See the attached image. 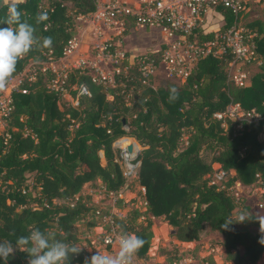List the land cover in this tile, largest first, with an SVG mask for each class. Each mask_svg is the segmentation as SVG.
Here are the masks:
<instances>
[{"label":"trees","instance_id":"obj_1","mask_svg":"<svg viewBox=\"0 0 264 264\" xmlns=\"http://www.w3.org/2000/svg\"><path fill=\"white\" fill-rule=\"evenodd\" d=\"M19 9L22 19L37 28L40 45L48 36L53 43L51 48L34 47L18 63L15 76L29 60L60 59L65 45L76 35V17L94 13L96 0H23ZM5 11L6 6L0 5V18ZM217 11L224 17L220 31L228 30L235 16L228 9ZM38 12H47L48 21L36 25ZM244 29L253 35L256 60L260 61L259 71L245 87L228 82V56L206 57L185 83H166L158 89L144 85L135 67L116 75L114 87L106 89L78 71L69 73L67 88L84 83L91 93L79 97L77 106L61 105L60 94L49 91L50 70L24 81L20 89L26 93L12 94L9 138L5 141L0 135V241L15 245L18 236L39 228L65 243H79L76 224L81 222L92 230L108 217L90 197L81 195L82 189L95 181L102 183L106 193L122 188L124 180L113 144L131 138L142 147L136 180L145 190L144 214L163 217L173 230L172 237L181 243L199 241L207 225L222 237L229 263L257 264L264 251V235L235 227L237 205L230 193L238 181L244 186L258 184L264 196V18L248 22ZM193 35L191 41L198 43L213 39V33L203 34L201 29ZM139 88L141 94L129 106L126 95ZM173 89L176 99L170 98ZM71 94L75 99L76 92ZM231 103L239 104L244 114L259 118H214ZM213 164L226 173L227 183L210 184ZM30 177L33 183H29ZM140 216L132 210L123 219L110 217L118 234L128 232L146 241L138 259L145 258L153 238L151 221L139 222ZM225 221L232 222L228 230L221 227ZM110 227L107 223L106 230ZM85 257L88 253L83 249L78 256L70 255L69 264H84ZM27 259V253L17 250L8 264H27ZM0 264H4L2 259Z\"/></svg>","mask_w":264,"mask_h":264},{"label":"built area","instance_id":"obj_2","mask_svg":"<svg viewBox=\"0 0 264 264\" xmlns=\"http://www.w3.org/2000/svg\"><path fill=\"white\" fill-rule=\"evenodd\" d=\"M134 1L135 4L130 3L129 0H96L94 13L77 17L78 21L85 24V33L89 34V38L84 42V38L73 36L65 45L60 59L47 61L51 65L59 60L66 61L63 68H68L66 72L57 74L56 66L49 67L52 74L47 84L49 91L63 95L68 89V74L76 71L80 75L87 76L93 84L114 87L115 76L134 67L144 85L154 88L152 84L160 70L165 73L166 81L182 85L194 72L198 62L209 56L217 59L228 56L226 61L228 82L236 87L247 86L246 77L239 69L244 64L255 61L256 52L252 42L253 35L246 34L241 21L244 19L246 7L256 3L261 4L264 9V0ZM217 8L230 10L236 18L233 26L226 31H220L221 26L216 30H208L205 26L206 19L211 15L224 22V17ZM132 17H136L134 22L131 21ZM126 23H129V28L131 26L143 30H156L161 37V45L156 50L143 55L128 54L119 50L121 38L127 30ZM198 29H201L203 34L213 33V39L201 43L191 41V37L195 38L194 31ZM86 42L87 51L84 52V57L69 62L68 59L79 53ZM37 63L45 64V62ZM123 63L126 65L121 67ZM15 79L8 92L0 94V123L3 125L0 128V135H3L5 141L9 138L7 129L8 119L13 110L12 94L26 93V90L20 89L23 82L18 84ZM71 88L76 92V98L71 101L74 106H77L79 97L91 96L88 86L84 83L72 85ZM237 113H240V116ZM214 118L217 120L230 118L237 121H243L245 118L248 121H255L259 117L250 113L244 114L239 104L231 103L224 113H217ZM237 128L241 129V126ZM128 139L120 138L113 144V149L116 151L115 162L120 166L124 180L123 186L120 191L110 193H106L105 188L102 187L106 195L115 194L117 197H122L121 194L137 179L140 149L134 140L126 144ZM135 145L138 147L136 148ZM128 146H132V153L127 151ZM208 179L210 184H219L226 181V173L218 165ZM141 191L144 195L143 187ZM104 222L111 225L103 239L109 246L118 234L117 227L112 224L110 218H104Z\"/></svg>","mask_w":264,"mask_h":264},{"label":"rangeland","instance_id":"obj_3","mask_svg":"<svg viewBox=\"0 0 264 264\" xmlns=\"http://www.w3.org/2000/svg\"><path fill=\"white\" fill-rule=\"evenodd\" d=\"M130 3L135 4L134 0H129ZM138 2V0H136ZM136 7V6H135ZM264 18V9L261 4L252 3L250 6L244 9V19H242V25L244 26L250 21L255 19L262 20ZM206 27L208 30H216L220 27L223 22L213 15L206 19ZM84 26L85 24L80 20L75 19L76 35L77 30ZM206 29V30H207ZM85 32V31H84ZM88 35L87 33H85ZM121 46L119 50L127 52L128 54L143 55L156 50L161 45V37L158 33L149 31H144L143 29H137L135 27H130L126 30V33L121 38ZM84 43L82 49L68 59L69 62L77 61V55H85L87 51ZM42 62V61H41ZM63 63V62H62ZM67 62L64 61V64ZM36 61L29 60L25 65L21 74L15 76L16 83L21 84L24 81L30 82L35 80L39 73L46 74L49 71V67L54 66L47 62L44 65H40ZM61 64L57 66V74H62L68 70V68H63ZM58 65V62H57ZM260 61H256L251 64H244L240 67V71L246 77V82L250 83V79L255 75L259 69ZM166 76L163 70H160L156 78L153 81L154 89H158L166 83H172L165 80ZM46 80V77L43 81ZM48 84V82H47ZM175 84V83H174ZM121 88L118 85L117 88ZM112 88V87H105ZM116 88V89H117ZM74 88H68L61 96L60 104H70L72 101V92ZM122 91V90H121ZM142 89H130L126 95V101H128L129 106L134 104V101L141 94ZM109 98V97H108ZM240 116V113H237ZM0 123V128L3 125ZM264 141V136L261 137ZM133 139H128V143H131ZM134 143V142H133ZM127 144V143H126ZM136 144V143H135ZM139 145V144H138ZM140 149L142 147L139 145ZM102 157V156H101ZM209 161V157H207ZM101 163L105 164L104 158H101ZM213 169L216 170L218 165L213 164ZM234 175L233 172L230 174ZM228 181V180H226ZM225 181V182H226ZM29 183H33V178H29ZM227 183V182H226ZM141 185L137 180L132 182L128 188L125 190L121 196L117 197L114 195H106L102 191V183L100 181H95L92 186H88L86 189H82V196L90 197V202L96 205L99 210L107 212L108 217L117 216L118 218H125L132 210H137L141 216L138 221H146L149 219L152 223L151 231L153 238L150 242V247L147 251L145 258L138 259L136 257L135 264H231L226 259L225 251L222 247V237L217 233L212 231L209 226H205L204 230L200 236L199 241L191 243H181L172 237L173 230L167 224L163 217L153 218L149 214H144L146 210V203L143 199V194L141 191ZM231 189L230 193L236 199V209L233 212L234 224L237 229H245L250 231L252 234H263L261 231L260 219L264 217V196L261 187L256 185L244 186L240 182H236ZM121 190V189H120ZM119 190V191H120ZM119 201L122 202L120 205ZM57 203H61L58 201ZM119 204V205H118ZM244 213L247 214V220L243 223L239 222L240 215ZM83 223L76 224L75 228L78 233L79 245L88 253V258L90 259L92 255L96 254L97 251H108L115 253L117 250V245L113 242L105 244L103 239L107 232L106 223L102 221L98 227L92 230H88ZM257 264H264V251L262 252Z\"/></svg>","mask_w":264,"mask_h":264},{"label":"clouds","instance_id":"obj_4","mask_svg":"<svg viewBox=\"0 0 264 264\" xmlns=\"http://www.w3.org/2000/svg\"><path fill=\"white\" fill-rule=\"evenodd\" d=\"M22 2L23 0H0V5L6 6L4 16L0 18V94L7 93L12 87L18 63L24 60L34 47L51 48L53 43L52 37L48 36L40 45L36 35L37 28L22 19L23 12L19 9ZM48 19L47 12H38L35 24H43ZM175 91L172 90L174 95L171 99H176ZM247 219V214L242 213L238 223ZM259 221L261 231L264 232V217ZM230 224L231 221H225L221 227L228 230ZM11 234L15 235V232ZM114 243L117 245L115 253L97 251L90 259L85 257L84 264H135L136 256L146 241L135 234L122 232L116 235ZM17 250L27 253V264H69L70 255L78 256L83 247L75 241L65 243L58 240L47 229L41 231L39 228H31L28 235L16 238L15 245L11 241H0V259L4 264H8L9 257Z\"/></svg>","mask_w":264,"mask_h":264},{"label":"crops","instance_id":"obj_5","mask_svg":"<svg viewBox=\"0 0 264 264\" xmlns=\"http://www.w3.org/2000/svg\"><path fill=\"white\" fill-rule=\"evenodd\" d=\"M84 26L82 25V27L80 26V28L77 30V35L78 36H80L81 38H84V42L85 41H87L88 40V35H86L85 34V30H84V28H83ZM144 31H149L151 34L153 33V32H156L157 33V31L156 30H144ZM81 57H84V55L83 56H80V55H77V58H81ZM76 58V59H77ZM63 61L62 60H59L58 61V65H57V62L56 63H54V66H59V65H61V64H64V62L62 63ZM63 66V65H62ZM100 156H102L101 158H103V154L101 153V155ZM217 165V164H216ZM88 186H92V184L91 183H89V184H86L84 187H83V189H86ZM83 192V191H82Z\"/></svg>","mask_w":264,"mask_h":264},{"label":"water","instance_id":"obj_6","mask_svg":"<svg viewBox=\"0 0 264 264\" xmlns=\"http://www.w3.org/2000/svg\"><path fill=\"white\" fill-rule=\"evenodd\" d=\"M127 151H128L129 153H132V146H128V147H127Z\"/></svg>","mask_w":264,"mask_h":264},{"label":"bare ground","instance_id":"obj_7","mask_svg":"<svg viewBox=\"0 0 264 264\" xmlns=\"http://www.w3.org/2000/svg\"><path fill=\"white\" fill-rule=\"evenodd\" d=\"M125 143H128L127 141ZM135 147L137 148L138 146L135 145Z\"/></svg>","mask_w":264,"mask_h":264}]
</instances>
